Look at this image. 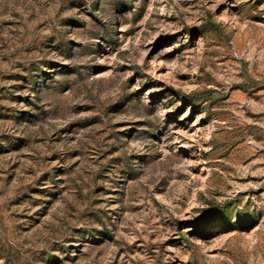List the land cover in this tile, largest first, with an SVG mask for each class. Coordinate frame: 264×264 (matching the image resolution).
I'll return each mask as SVG.
<instances>
[{
    "label": "rangeland",
    "instance_id": "374dc122",
    "mask_svg": "<svg viewBox=\"0 0 264 264\" xmlns=\"http://www.w3.org/2000/svg\"><path fill=\"white\" fill-rule=\"evenodd\" d=\"M0 264H264V0H0Z\"/></svg>",
    "mask_w": 264,
    "mask_h": 264
}]
</instances>
